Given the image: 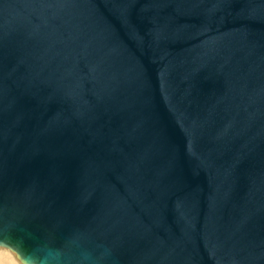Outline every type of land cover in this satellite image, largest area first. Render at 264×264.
<instances>
[{"label": "water", "instance_id": "95a60500", "mask_svg": "<svg viewBox=\"0 0 264 264\" xmlns=\"http://www.w3.org/2000/svg\"><path fill=\"white\" fill-rule=\"evenodd\" d=\"M9 224L264 264V0H0Z\"/></svg>", "mask_w": 264, "mask_h": 264}, {"label": "clouds", "instance_id": "9594fccd", "mask_svg": "<svg viewBox=\"0 0 264 264\" xmlns=\"http://www.w3.org/2000/svg\"><path fill=\"white\" fill-rule=\"evenodd\" d=\"M0 264H120V260L113 247L86 230L73 229L57 242L9 224L0 227Z\"/></svg>", "mask_w": 264, "mask_h": 264}]
</instances>
